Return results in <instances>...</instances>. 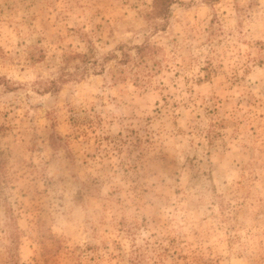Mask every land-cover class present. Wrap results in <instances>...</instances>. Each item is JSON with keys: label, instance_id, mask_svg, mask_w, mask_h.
Wrapping results in <instances>:
<instances>
[{"label": "rangeland", "instance_id": "obj_1", "mask_svg": "<svg viewBox=\"0 0 264 264\" xmlns=\"http://www.w3.org/2000/svg\"><path fill=\"white\" fill-rule=\"evenodd\" d=\"M0 264H264V0H0Z\"/></svg>", "mask_w": 264, "mask_h": 264}, {"label": "trees", "instance_id": "obj_2", "mask_svg": "<svg viewBox=\"0 0 264 264\" xmlns=\"http://www.w3.org/2000/svg\"><path fill=\"white\" fill-rule=\"evenodd\" d=\"M171 2L172 0H153L156 13L165 16L168 12L169 5L171 4Z\"/></svg>", "mask_w": 264, "mask_h": 264}]
</instances>
